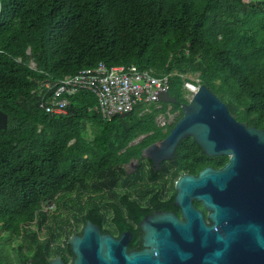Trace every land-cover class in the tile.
Wrapping results in <instances>:
<instances>
[{
  "label": "trees",
  "instance_id": "1",
  "mask_svg": "<svg viewBox=\"0 0 264 264\" xmlns=\"http://www.w3.org/2000/svg\"><path fill=\"white\" fill-rule=\"evenodd\" d=\"M101 62L155 76L198 74L238 121L264 129V0H0V108L9 116L0 130V264H70L69 238L87 222L136 237L150 212L135 201L139 171L124 168L142 149L122 152L141 135L153 133L142 148L167 137L174 125L164 133L138 113L106 121L89 110L97 98L88 92L71 97L65 115L40 106L45 84ZM183 89L174 76L173 112L188 102ZM175 159L171 181L159 179L162 192L183 173L228 161L209 158L192 138ZM49 202L56 209L43 212ZM173 202L152 200L175 211ZM138 246L134 239L129 249Z\"/></svg>",
  "mask_w": 264,
  "mask_h": 264
},
{
  "label": "water",
  "instance_id": "2",
  "mask_svg": "<svg viewBox=\"0 0 264 264\" xmlns=\"http://www.w3.org/2000/svg\"><path fill=\"white\" fill-rule=\"evenodd\" d=\"M161 100L178 104L168 92ZM181 110L169 135L143 155L159 167L181 141L192 138L206 156H225L228 163L178 179L174 204L182 217L168 212L145 217L142 250L128 251L130 232L116 238L87 222L81 234L70 237V264H264V129L238 121L205 84ZM8 123L0 108V130ZM193 201L209 212L210 225ZM49 264L66 263L57 257Z\"/></svg>",
  "mask_w": 264,
  "mask_h": 264
},
{
  "label": "built area",
  "instance_id": "3",
  "mask_svg": "<svg viewBox=\"0 0 264 264\" xmlns=\"http://www.w3.org/2000/svg\"><path fill=\"white\" fill-rule=\"evenodd\" d=\"M31 67L35 68L34 64ZM196 75L171 73L155 76L153 71H141L135 65L108 67L101 62L95 68L81 70L54 85L45 84L46 92L40 106L47 114L65 115L71 103L70 98L80 92H88L97 98V104L89 110L104 120L110 122L116 116L138 113L139 117L146 118L148 123L154 121L157 128L165 133L183 116L181 109L173 112V104L161 100L165 93L170 94L171 79L174 76L182 78L186 99L189 101L202 85L200 76ZM144 137L145 135H141L135 141ZM168 189L169 184L164 189L165 194ZM55 209L56 203L49 202L43 212ZM77 227V223L71 220V230L75 232ZM66 243L67 237L61 243L62 249L66 247Z\"/></svg>",
  "mask_w": 264,
  "mask_h": 264
},
{
  "label": "flooded vegetation",
  "instance_id": "4",
  "mask_svg": "<svg viewBox=\"0 0 264 264\" xmlns=\"http://www.w3.org/2000/svg\"><path fill=\"white\" fill-rule=\"evenodd\" d=\"M174 108L172 107V110ZM178 111V110H177ZM177 122L174 123V125L176 124ZM174 127V126H173ZM153 134H148V135H145L144 138L140 139V140H134L130 143L129 147L124 150L122 153H125L127 152V150H135V151H139V149L141 150L142 149V153L141 154H138V153H134L130 156V161L125 164L124 168L126 170V174L127 175H131L133 173H135L136 171H139L140 173V180L138 181V184L143 190V193L140 197L136 196L135 198V201H137V204L138 206H140L142 209L144 210H150L149 213H146L143 218L141 219V221L136 224L135 228L139 231V233H137L136 237L134 236V234L132 233V231H129V230H124L122 232H120L118 230L117 227H112V231L114 232V234L110 233L112 236L118 238L121 234L125 233V232H130L132 234V239L130 241V244L132 243V241L134 239H136L138 241V248L135 249V250H130L129 247H128V251L129 252H132V251H140L142 250L144 247H143V235L144 233L142 232L141 230V227H140V224L142 222V220L149 216V215H154L158 212H168V213H175L179 218L182 217L181 215V210L175 206V196H176V189H175V186H176V182L178 181V179L184 175V174H187V173H183L181 174L174 182H173V185H171V182H169V189H168V192L165 194V192L161 190V182H160V177H163L164 176V180H168V181H171V175L177 170V166H176V162H175V154L174 156L169 159V160H166V161H163L159 167L155 166V164L149 159L147 158L146 156L143 155V152L144 150L151 146L152 144H159L161 140H163L164 138H160V139H157L156 141H154L153 143L151 144H148L147 146H145L144 148H142V146L144 145V143L149 139L150 136H152ZM166 138V137H165ZM225 157V156H224ZM228 158V157H227ZM229 160V158H228ZM228 163V161L223 165L221 166L220 168H214L216 170H219V169H222L224 168V166ZM207 168V167H206ZM152 171L155 172L157 178H158V181H153L151 180V176H152ZM192 175V174H190ZM197 176V175H195ZM166 187V186H165ZM164 187V188H165ZM155 189L156 192L154 193V195H152L150 193L151 190ZM161 193V194H160ZM158 198V200L162 203H166V202H169L172 200V198L174 199V202H173V205H174V208L176 209L175 211L170 209V210H160L158 209L159 207L157 206H154V204L152 203V200L154 198ZM193 204L195 206V208L197 210H200L203 215H204V218L206 220V222L210 225L211 224V221L208 219V214L209 212L203 207V205L197 201H193ZM178 212V213H177ZM130 222V221H129ZM129 244V246H130Z\"/></svg>",
  "mask_w": 264,
  "mask_h": 264
},
{
  "label": "rangeland",
  "instance_id": "5",
  "mask_svg": "<svg viewBox=\"0 0 264 264\" xmlns=\"http://www.w3.org/2000/svg\"><path fill=\"white\" fill-rule=\"evenodd\" d=\"M196 76H198V75H196ZM196 76H195V77H196ZM183 91H184V89H183ZM184 92H186V91H184ZM222 94H223V93H222ZM171 95L173 96V93H171ZM222 97L224 98V96H222ZM223 98H222V99H223ZM222 99H221V100H222Z\"/></svg>",
  "mask_w": 264,
  "mask_h": 264
},
{
  "label": "crops",
  "instance_id": "6",
  "mask_svg": "<svg viewBox=\"0 0 264 264\" xmlns=\"http://www.w3.org/2000/svg\"><path fill=\"white\" fill-rule=\"evenodd\" d=\"M31 64H34V63H31ZM34 67H35V64H34Z\"/></svg>",
  "mask_w": 264,
  "mask_h": 264
},
{
  "label": "clouds",
  "instance_id": "7",
  "mask_svg": "<svg viewBox=\"0 0 264 264\" xmlns=\"http://www.w3.org/2000/svg\"><path fill=\"white\" fill-rule=\"evenodd\" d=\"M31 66H32V64H31Z\"/></svg>",
  "mask_w": 264,
  "mask_h": 264
}]
</instances>
